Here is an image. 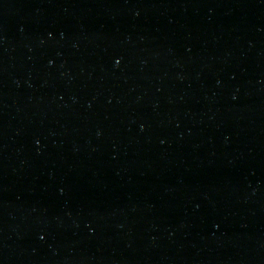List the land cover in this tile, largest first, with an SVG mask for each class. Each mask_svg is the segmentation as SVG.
<instances>
[{
  "label": "water",
  "instance_id": "obj_1",
  "mask_svg": "<svg viewBox=\"0 0 264 264\" xmlns=\"http://www.w3.org/2000/svg\"><path fill=\"white\" fill-rule=\"evenodd\" d=\"M0 264H264V0H0Z\"/></svg>",
  "mask_w": 264,
  "mask_h": 264
}]
</instances>
